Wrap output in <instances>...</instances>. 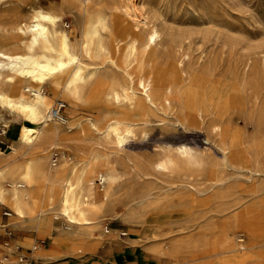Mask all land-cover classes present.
<instances>
[{
  "label": "bare ground",
  "instance_id": "bare-ground-1",
  "mask_svg": "<svg viewBox=\"0 0 264 264\" xmlns=\"http://www.w3.org/2000/svg\"><path fill=\"white\" fill-rule=\"evenodd\" d=\"M120 4L57 0L42 7L38 0H0V110L28 123L20 126L12 147L20 161L0 166V206L10 211L9 215L4 213L9 218L0 224V231L10 226L51 237L49 248L20 243L31 247L33 256L41 261L92 254L98 246L112 242L102 224L107 218L117 220L118 209L128 214L133 203L123 184L130 160L121 153L127 143L135 140L138 130L146 127L147 114L159 107L169 109L175 98L165 71L154 62L161 36L157 28L151 27L144 38L137 37L118 20V11L124 9L128 14ZM68 15L74 30L63 23ZM141 19L137 17L138 22ZM107 72L112 75L107 77ZM252 83L249 104L264 126V85L258 80ZM57 104H63L68 120L55 117ZM209 105L208 100L189 101L183 110H192L190 119L202 121V113H207ZM222 105H226L225 101ZM80 113L84 116L74 119ZM263 126L255 132L259 140L252 151L254 159L264 155ZM1 133L5 134V130ZM243 140L240 132L233 131L227 143L218 144V162L207 163L202 155L179 146L174 155H165L154 165L159 173H175L177 178H181L180 172L204 167L210 174L202 188L189 175L175 179L177 193L156 207L160 215L152 220L155 224L169 223L173 215L189 216L178 235L156 245L153 251L158 256L173 264H189L191 257L230 254L229 261L220 259L218 264H241L247 250L260 247L256 245L263 238V201L246 206L247 195L256 199L258 189L252 185L242 191L246 196L234 197L227 185V173L240 169L244 160L239 154ZM261 172L250 171L248 179ZM203 173L207 172L203 169ZM95 178L101 187L98 190ZM259 191L264 192V188ZM236 209L241 211L229 216L223 225L242 230L249 244L239 236L227 239L224 234L208 242L214 219ZM208 214L215 218H208ZM59 219L67 226L55 227L53 221ZM205 220L200 232L187 235ZM260 225L263 229L258 230ZM155 230L157 235L161 231L159 236L168 234L162 228ZM121 236L126 237L123 242L127 244L137 243L136 238L146 239L132 233ZM5 246L0 251V264H21L12 256L17 241ZM240 252L242 255L237 257L235 254ZM92 258L90 255L88 260Z\"/></svg>",
  "mask_w": 264,
  "mask_h": 264
},
{
  "label": "rangeland",
  "instance_id": "rangeland-1",
  "mask_svg": "<svg viewBox=\"0 0 264 264\" xmlns=\"http://www.w3.org/2000/svg\"><path fill=\"white\" fill-rule=\"evenodd\" d=\"M56 1L46 0L39 4L46 7ZM106 2L111 6L121 3L120 5L126 7L128 14L122 9L116 15L119 16L118 20L123 27L134 31L137 37L144 38L151 27L157 28L161 36L159 35L154 62L157 68L165 71L166 80L172 83L170 85L175 97L172 108L170 106L169 109L164 107L152 109L147 114L146 127L138 130L135 140L127 143L121 153L130 160L129 168L123 177V184L128 189L133 203L128 208V214L118 209L120 216L117 220L107 218L102 224L103 230L104 225H108L107 235L112 238V244L103 243L92 254H74L41 261L33 256L31 247H24L20 243L29 242L33 246L42 245L44 248H49L51 237L46 238L44 234L40 235L31 229H13L8 226L4 231H0V251H4L5 244L12 245L17 241V248L12 256L15 260L19 259L21 264H97L96 260L87 259L90 255L102 256L100 253L103 252L106 253L103 259L106 264H173L170 261L164 262L165 258L158 256L153 249L162 241L178 235L179 227L188 220L189 216L173 215L169 223L155 224L152 220L156 214L160 215L155 209L163 205L167 197L177 193L174 188L176 180L189 175V179L197 182L202 188L205 181L210 179V174L208 168L204 167L180 172L181 178H177L175 173H159L153 167L165 155H174L179 146H186L194 153L202 155L207 163L218 162L221 154L216 146L227 143L233 131H238L243 136L239 154L244 160L241 162L242 165L240 164V169L227 173L230 179L227 185L231 187L234 197L246 196L247 193L242 191L252 185L256 186L258 189L256 199L247 195L246 206L263 201L262 210H264V192L259 191L264 188V155L256 159L253 155L254 145L259 140L255 138V132L259 127L262 128L263 123L261 124L262 118L258 116L256 109L249 104L250 94L254 90L252 82L258 80L264 85V0H106ZM135 16L139 20L142 18L140 23ZM63 23L74 30L71 16L68 15ZM243 72L244 76H242ZM111 75L106 73L107 77ZM207 100L210 101V105L206 110L207 113H202V121L200 118L190 119L192 110H183V106L189 101ZM223 101L226 103L225 106L222 105ZM62 115L68 120L69 114L65 108L62 109ZM82 116H84L82 113L77 114L74 119ZM185 124H188V127ZM22 125L28 123L0 110V166L20 161V156L13 153L12 147ZM3 126L6 128H2ZM3 129L5 134L1 133ZM110 147L114 146L110 145ZM203 169L207 173H203ZM250 171L262 172L253 179H248ZM94 180L95 189H100L98 179ZM240 211L236 209L220 215L217 219L213 214H208V218H215V226L208 232V242L213 243L224 234L227 239L239 236V240L249 244L250 241L242 230H234L223 225L229 216L232 217ZM9 212L6 207L0 206V224L6 223L9 216L3 214L9 215ZM59 220L53 221L55 227L67 226L63 220ZM205 222L206 220L200 222L193 231L187 232V235L200 232L205 227ZM156 228H162L168 234L159 236L161 231H158L157 235ZM261 229L263 228L260 225L258 230ZM260 232L263 238L256 245L260 247L247 250L246 259L241 264H264V230ZM10 233L11 236L8 237ZM123 233H132L146 239L136 238L137 243L127 244L123 242L126 238L121 236ZM235 255L239 257L242 254L240 252ZM230 257V254L211 253L202 257H191L190 260L193 261L189 264H204V262L218 264L221 260H228Z\"/></svg>",
  "mask_w": 264,
  "mask_h": 264
},
{
  "label": "built area",
  "instance_id": "built-area-1",
  "mask_svg": "<svg viewBox=\"0 0 264 264\" xmlns=\"http://www.w3.org/2000/svg\"><path fill=\"white\" fill-rule=\"evenodd\" d=\"M39 2H45L46 0H38ZM63 104H57V109H56V112H55V117L58 118L59 120H61L63 118V115H62V109H63ZM3 216H6L5 214H3ZM104 231L105 233H109V228H108V225H104ZM9 233V232H8ZM7 235V234H6ZM8 237L11 236V233L7 235ZM22 259H24V256H22Z\"/></svg>",
  "mask_w": 264,
  "mask_h": 264
},
{
  "label": "crops",
  "instance_id": "crops-1",
  "mask_svg": "<svg viewBox=\"0 0 264 264\" xmlns=\"http://www.w3.org/2000/svg\"><path fill=\"white\" fill-rule=\"evenodd\" d=\"M0 220H1V218H0ZM108 244L111 245L112 242H109ZM100 254H101L102 256H96V257L94 256L92 259H93V260H96V263H97V264H106V263H105V260H103V259H104V255H105L106 253L103 252V253H100ZM105 256H106V255H105ZM87 260H88V259H87ZM90 260H91V259H90ZM166 261L168 262V260L165 259L164 262H166Z\"/></svg>",
  "mask_w": 264,
  "mask_h": 264
}]
</instances>
